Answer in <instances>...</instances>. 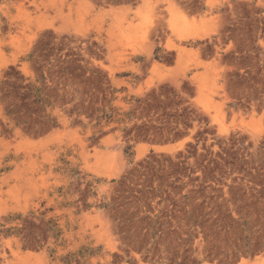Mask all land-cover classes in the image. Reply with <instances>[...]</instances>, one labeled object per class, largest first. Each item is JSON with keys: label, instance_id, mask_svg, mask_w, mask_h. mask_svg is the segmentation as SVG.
I'll return each instance as SVG.
<instances>
[{"label": "rangeland", "instance_id": "rangeland-1", "mask_svg": "<svg viewBox=\"0 0 264 264\" xmlns=\"http://www.w3.org/2000/svg\"><path fill=\"white\" fill-rule=\"evenodd\" d=\"M243 261L264 0H0V264Z\"/></svg>", "mask_w": 264, "mask_h": 264}, {"label": "bare ground", "instance_id": "bare-ground-1", "mask_svg": "<svg viewBox=\"0 0 264 264\" xmlns=\"http://www.w3.org/2000/svg\"><path fill=\"white\" fill-rule=\"evenodd\" d=\"M181 146H183V143L182 142H180L178 144H175V145H172V146H168L166 148H162V149H165V150H173V149H176L177 147H181ZM241 264H252V262L249 263L248 261H243ZM253 264H256V263H253Z\"/></svg>", "mask_w": 264, "mask_h": 264}]
</instances>
